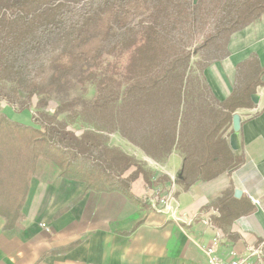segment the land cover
Here are the masks:
<instances>
[{
  "label": "trees",
  "instance_id": "obj_1",
  "mask_svg": "<svg viewBox=\"0 0 264 264\" xmlns=\"http://www.w3.org/2000/svg\"><path fill=\"white\" fill-rule=\"evenodd\" d=\"M263 15L264 0H0V218L6 229L24 220L40 162L86 191L117 190L132 202L138 179L150 187L168 180L155 179L143 162L112 146L111 136L155 165L177 155L175 185L183 192L238 169L243 159L228 144L233 116L250 105L264 67L255 56L237 65L223 101L205 72L226 60L232 37ZM8 112L27 114L30 124ZM78 121L86 127L80 136L69 129ZM231 200L229 189L209 203L208 223L232 225Z\"/></svg>",
  "mask_w": 264,
  "mask_h": 264
},
{
  "label": "crops",
  "instance_id": "obj_2",
  "mask_svg": "<svg viewBox=\"0 0 264 264\" xmlns=\"http://www.w3.org/2000/svg\"><path fill=\"white\" fill-rule=\"evenodd\" d=\"M228 49L230 56L205 72L219 101L229 97L237 65L255 56L264 67V15L234 35ZM260 80L250 105L234 113L240 120L239 131L230 135L234 148L228 139L243 163L187 192L173 184L181 168L177 155L165 165L152 164L157 166L155 179H168L164 184L154 188L140 178L132 185L135 202L117 190L86 191L83 184L60 178L55 165L40 162L22 210L24 220L6 229L0 218V264H208L203 249L217 233V253L224 258L230 252L245 256L264 246V73ZM113 146L152 167L129 144ZM229 189L233 192L229 207L237 218L229 223L231 227L217 229L208 223L212 212L205 209ZM163 196L171 197L178 215L196 219L189 225L178 224L167 212L154 210L153 202Z\"/></svg>",
  "mask_w": 264,
  "mask_h": 264
},
{
  "label": "built area",
  "instance_id": "obj_3",
  "mask_svg": "<svg viewBox=\"0 0 264 264\" xmlns=\"http://www.w3.org/2000/svg\"><path fill=\"white\" fill-rule=\"evenodd\" d=\"M170 198L171 197L169 196L158 197L152 204L153 209L167 212L173 221L178 224H191L193 220L196 219V216L191 217L186 213L178 215V207L173 208L171 206L172 202ZM256 204H258V202H256ZM158 205L161 207H158ZM40 227L46 232H49V228L46 225L41 224ZM219 246L220 240L219 237L216 236L211 240L209 246L203 249V252L207 257L208 264H263L264 246L251 249L245 256H240V254H237L236 252H230L226 258L218 255L217 251Z\"/></svg>",
  "mask_w": 264,
  "mask_h": 264
},
{
  "label": "rangeland",
  "instance_id": "obj_4",
  "mask_svg": "<svg viewBox=\"0 0 264 264\" xmlns=\"http://www.w3.org/2000/svg\"><path fill=\"white\" fill-rule=\"evenodd\" d=\"M93 95V91H92V89L89 87V89H88V92H87V94L85 95L87 98H89V97H91ZM56 108V103L55 102H53V101H51L50 102V104H49V107H48V109H47V111L51 114V113H53V111H54V109ZM8 114H9V112H8ZM8 117H10V119H12L13 121H16V122H18V123H21V124H27V125H29L30 124V118H29V116L27 115V114H19V115H8ZM70 130H72V131H74L75 133H76V135L77 136H80L82 133H83V131L86 129V127H85V125H83L80 121H78L75 125H73V126H70V128H69ZM229 139H230V137H229ZM111 141H112V143H111ZM125 143V142H124ZM110 144L113 146V144L114 145H123V140H121L118 136H111L110 137ZM126 152H128V151H126ZM145 163V162H144ZM147 164V163H146ZM151 165L153 164V163H150ZM145 168L148 170V171H150L152 174H155L156 175V172L157 171H155L156 170V168H157V166H155V165H152V167L151 166H148V165H146L145 166ZM159 168V167H158ZM154 172V173H153ZM157 176V175H156ZM155 177V176H154ZM159 177H162V176H159ZM174 179H175V177H174ZM175 181V180H174ZM173 184H175V182H173ZM152 187H154V188H157V186H155V185H153ZM148 197H146V199H147Z\"/></svg>",
  "mask_w": 264,
  "mask_h": 264
},
{
  "label": "water",
  "instance_id": "obj_5",
  "mask_svg": "<svg viewBox=\"0 0 264 264\" xmlns=\"http://www.w3.org/2000/svg\"><path fill=\"white\" fill-rule=\"evenodd\" d=\"M232 128H233V132L237 133L240 129V120L238 116H233V123H232ZM230 145L232 148L235 147V142H234V137L231 136L230 137ZM235 194L238 195L240 194V191H235Z\"/></svg>",
  "mask_w": 264,
  "mask_h": 264
},
{
  "label": "bare ground",
  "instance_id": "obj_6",
  "mask_svg": "<svg viewBox=\"0 0 264 264\" xmlns=\"http://www.w3.org/2000/svg\"><path fill=\"white\" fill-rule=\"evenodd\" d=\"M233 129V128H232ZM234 133V132H233Z\"/></svg>",
  "mask_w": 264,
  "mask_h": 264
}]
</instances>
